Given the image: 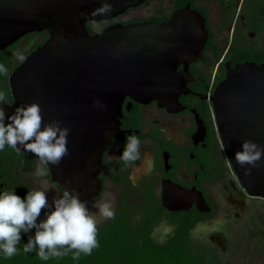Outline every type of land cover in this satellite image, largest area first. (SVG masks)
<instances>
[{
    "label": "flooded vegetation",
    "instance_id": "af4514ba",
    "mask_svg": "<svg viewBox=\"0 0 264 264\" xmlns=\"http://www.w3.org/2000/svg\"><path fill=\"white\" fill-rule=\"evenodd\" d=\"M187 6L205 18L208 39L202 56L189 64L190 76L180 82L178 102L125 99L118 132L97 175L99 195L84 203L97 213V228L127 217L134 229L151 227L150 237L159 244L178 234V242L192 247L204 264H264V199L250 196L233 174L209 99L229 69L264 64V0H147L88 25L95 34L114 24L162 23ZM46 32L28 34L7 48L8 74H0V91L6 94L0 108L6 115L17 108L10 76L49 39ZM133 138L139 141L136 158L125 161L122 154ZM34 189H49L50 204L65 193L34 154L6 145L0 151V193L14 190L24 198ZM98 205H108L113 218L99 214Z\"/></svg>",
    "mask_w": 264,
    "mask_h": 264
},
{
    "label": "water",
    "instance_id": "95a60500",
    "mask_svg": "<svg viewBox=\"0 0 264 264\" xmlns=\"http://www.w3.org/2000/svg\"><path fill=\"white\" fill-rule=\"evenodd\" d=\"M146 2L0 0V52L28 34H49L12 72L11 90L17 107L37 103L45 124L60 121L70 130L69 154L59 165L46 166L52 181L82 202L99 195L97 175L125 99L177 103L180 82L190 76L189 64L202 56L208 39L205 18L190 6L162 23L114 24L95 34L88 29L89 22L113 19ZM105 5L109 11L94 14ZM209 99L233 174L250 196L264 199V158L255 167L235 160L245 141L264 148V64L229 69Z\"/></svg>",
    "mask_w": 264,
    "mask_h": 264
},
{
    "label": "clouds",
    "instance_id": "9594fccd",
    "mask_svg": "<svg viewBox=\"0 0 264 264\" xmlns=\"http://www.w3.org/2000/svg\"><path fill=\"white\" fill-rule=\"evenodd\" d=\"M109 10V6L105 5L94 14ZM0 74H8L3 64H0ZM5 96V92L0 91V104L5 102ZM69 134L70 130L62 127L60 121L45 124L37 103L19 106L11 115H6L3 108H0V151L6 145L14 149L19 145L26 152L34 154L41 164L59 165L69 154ZM138 144L135 138L131 140L122 154L123 160L136 158ZM262 158L264 148L251 141L243 142L242 149L235 153V160L242 167H255ZM37 171L38 174H44L42 169ZM48 191L34 189L27 192L24 198L14 190L0 193V252L6 258L17 254L21 234H27L33 229L34 235L28 237L23 252L29 254L35 251L41 260L63 257L69 251L74 253L73 259H79L81 253L91 255L93 249L99 246L97 213L90 211L78 195L69 192L54 198L50 204ZM97 208L105 218H113L114 213L108 205H98ZM43 210L47 212L45 218L40 220Z\"/></svg>",
    "mask_w": 264,
    "mask_h": 264
},
{
    "label": "trees",
    "instance_id": "16d2710c",
    "mask_svg": "<svg viewBox=\"0 0 264 264\" xmlns=\"http://www.w3.org/2000/svg\"><path fill=\"white\" fill-rule=\"evenodd\" d=\"M88 29L94 34L89 25ZM9 56L7 48L0 52V62L7 68L10 64ZM97 229L99 246L93 249L91 255L81 253L79 259H73L74 253L69 251L63 257L41 260L35 251L25 254L23 246L28 237L34 235L33 229L27 234H21L15 256L6 258L0 252V264H204L202 257L192 247L187 243L182 246L178 242V234L168 243L159 244L150 237L151 227L146 229L140 226L134 229L127 217L111 220L106 226ZM189 229H185V237Z\"/></svg>",
    "mask_w": 264,
    "mask_h": 264
},
{
    "label": "rangeland",
    "instance_id": "374dc122",
    "mask_svg": "<svg viewBox=\"0 0 264 264\" xmlns=\"http://www.w3.org/2000/svg\"><path fill=\"white\" fill-rule=\"evenodd\" d=\"M251 264H260L258 260L251 262Z\"/></svg>",
    "mask_w": 264,
    "mask_h": 264
}]
</instances>
